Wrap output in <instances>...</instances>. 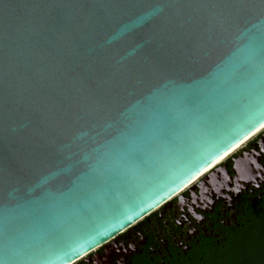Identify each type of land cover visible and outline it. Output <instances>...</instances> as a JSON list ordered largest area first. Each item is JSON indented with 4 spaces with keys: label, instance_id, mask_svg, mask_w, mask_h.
Returning a JSON list of instances; mask_svg holds the SVG:
<instances>
[{
    "label": "water",
    "instance_id": "1",
    "mask_svg": "<svg viewBox=\"0 0 264 264\" xmlns=\"http://www.w3.org/2000/svg\"><path fill=\"white\" fill-rule=\"evenodd\" d=\"M262 63V0H0V264H75L179 196L264 125Z\"/></svg>",
    "mask_w": 264,
    "mask_h": 264
},
{
    "label": "flooded vegetation",
    "instance_id": "2",
    "mask_svg": "<svg viewBox=\"0 0 264 264\" xmlns=\"http://www.w3.org/2000/svg\"><path fill=\"white\" fill-rule=\"evenodd\" d=\"M241 161L253 170L248 179L237 172ZM263 230L264 131L75 264H252Z\"/></svg>",
    "mask_w": 264,
    "mask_h": 264
},
{
    "label": "bare ground",
    "instance_id": "3",
    "mask_svg": "<svg viewBox=\"0 0 264 264\" xmlns=\"http://www.w3.org/2000/svg\"><path fill=\"white\" fill-rule=\"evenodd\" d=\"M264 131V125L260 127L258 130H256L254 133H252L250 136H248L245 140H243L241 143H239L237 146L232 148L230 151L225 153L222 157H220L217 161H215L212 165H210L207 169H205L188 187L190 188L192 185H194L197 181L201 180L206 174H208L211 170H213L217 165H219L221 162H223L226 158L233 155L240 149H242L246 144H248L251 140H253L255 137L260 135ZM187 189V188H186ZM185 189V190H186ZM184 190V191H185ZM182 193V192H181ZM177 197V196H176Z\"/></svg>",
    "mask_w": 264,
    "mask_h": 264
},
{
    "label": "snow or ice",
    "instance_id": "4",
    "mask_svg": "<svg viewBox=\"0 0 264 264\" xmlns=\"http://www.w3.org/2000/svg\"><path fill=\"white\" fill-rule=\"evenodd\" d=\"M262 3H264V0H262ZM261 69H262V71H264V63H262Z\"/></svg>",
    "mask_w": 264,
    "mask_h": 264
}]
</instances>
